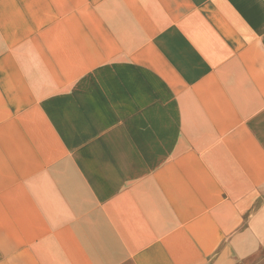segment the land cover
Here are the masks:
<instances>
[{"label": "rangeland", "instance_id": "rangeland-1", "mask_svg": "<svg viewBox=\"0 0 264 264\" xmlns=\"http://www.w3.org/2000/svg\"><path fill=\"white\" fill-rule=\"evenodd\" d=\"M139 171L141 230L216 219L214 264H264V0H0V264H116Z\"/></svg>", "mask_w": 264, "mask_h": 264}, {"label": "crops", "instance_id": "crops-1", "mask_svg": "<svg viewBox=\"0 0 264 264\" xmlns=\"http://www.w3.org/2000/svg\"><path fill=\"white\" fill-rule=\"evenodd\" d=\"M137 107H130L129 113L135 112ZM158 111L155 115L162 116V111ZM154 175L146 171L131 173L128 178L137 181L134 187H123L116 181V189H113L116 191V264H214L218 255L214 249L219 237L216 219H190L181 224L171 222L167 227L178 228L173 232L141 230L151 225L162 226L158 218L142 217L141 212H161L169 205L168 195L163 197L162 191L153 185ZM5 186L8 187L7 182ZM2 189L0 182V227L4 226L3 221H8L7 194L3 198ZM259 224L258 227H264V222ZM227 243H230L229 239H226ZM89 251L86 248L79 255L82 257ZM92 253L96 258L102 257L97 250ZM18 257L19 253L14 252L1 236L0 259L10 263Z\"/></svg>", "mask_w": 264, "mask_h": 264}]
</instances>
